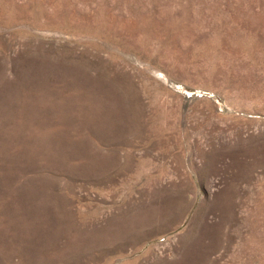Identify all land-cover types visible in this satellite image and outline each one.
<instances>
[{
  "label": "rangeland",
  "instance_id": "rangeland-1",
  "mask_svg": "<svg viewBox=\"0 0 264 264\" xmlns=\"http://www.w3.org/2000/svg\"><path fill=\"white\" fill-rule=\"evenodd\" d=\"M0 264H264V0H0Z\"/></svg>",
  "mask_w": 264,
  "mask_h": 264
}]
</instances>
